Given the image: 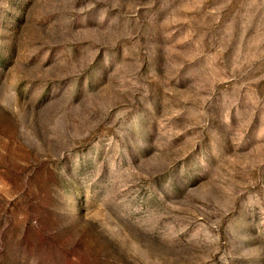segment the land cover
Wrapping results in <instances>:
<instances>
[{
	"label": "rangeland",
	"instance_id": "obj_1",
	"mask_svg": "<svg viewBox=\"0 0 264 264\" xmlns=\"http://www.w3.org/2000/svg\"><path fill=\"white\" fill-rule=\"evenodd\" d=\"M0 264H264V0H0Z\"/></svg>",
	"mask_w": 264,
	"mask_h": 264
}]
</instances>
